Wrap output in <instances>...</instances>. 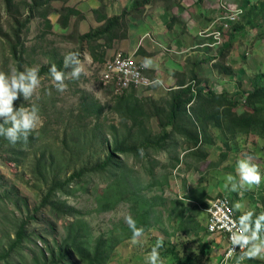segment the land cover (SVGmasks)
<instances>
[{"label": "rangeland", "instance_id": "rangeland-1", "mask_svg": "<svg viewBox=\"0 0 264 264\" xmlns=\"http://www.w3.org/2000/svg\"><path fill=\"white\" fill-rule=\"evenodd\" d=\"M167 1L175 5L174 1ZM215 1L219 6L222 1L242 5V0ZM118 2L105 1L104 7L107 8L106 14L109 17L120 16L124 11L136 9L133 5L130 6L131 0ZM255 2L260 3L264 0H255ZM156 3L157 1L152 5ZM195 5H198L197 0L193 7ZM99 7L100 4L93 0H52L50 7H46L40 12L28 30L23 31L21 39L26 52L24 68L25 66H39L40 71L53 63L57 65L63 61V55L67 52L78 51L81 53L84 71L78 80L66 82L68 87L64 92H58L50 77L45 75L42 76L41 86L36 89L29 100H19L18 98L17 101H14L15 108L30 104L39 106L42 124L34 132L46 128L42 136L48 147L52 148L59 157L63 153H67V156L72 159L70 174L74 169H80L81 166L87 165L90 156L93 155L95 161L106 156L107 152L102 146L103 140L111 137L112 142L113 136H106L111 134L108 128L99 129L95 134L93 130L98 123L102 125L115 124L123 131L122 119L112 111L116 100L100 86L104 65L94 63L89 56L88 48H83L78 44V36L87 34L101 26L93 15L94 10L100 9ZM67 8L79 11L85 19L72 18L68 30L64 31L61 27V16ZM127 8L128 10H126ZM190 9L185 11V16H190L194 20L196 11ZM44 12L50 13V16L43 18ZM27 15V11L23 10L18 18L24 22ZM131 18L137 24V19L130 15L128 25L131 23ZM48 20L52 25L51 28L47 27ZM169 22L172 23V20ZM15 23L14 16L7 12L5 4L0 0V71L9 72L12 68L20 70L12 54V45L18 43L14 36ZM244 24H246V29L237 33L232 41L234 53L229 63L233 65V71L236 73L233 79L220 76L217 71L209 76V71L206 68L194 65L198 55H192V59L187 60L188 65L190 62L192 63L191 68L198 72L205 85L210 88L215 87L214 92L216 93L233 94L235 90L239 89L243 93L252 91L255 79L264 76V14L259 18L256 17L253 23L247 24L246 20ZM137 25L139 26L137 32L140 35L151 32L147 22L143 24L140 22ZM209 26H212L211 23ZM170 34L175 33L171 31ZM195 35L198 37L199 31H195ZM208 35L203 34L199 38L207 41ZM153 38H155L154 35ZM178 40L176 39V41ZM188 45H193L192 39ZM117 46H119V51L124 53L131 49L127 40L120 41ZM197 51L198 49L192 50L191 53H198ZM98 55L102 56L100 52ZM106 56L110 59L117 54L109 52ZM134 58L136 59V57ZM168 65L176 66L177 64L174 65L170 61ZM176 68L180 70V67L176 66ZM187 70L189 69L187 68ZM168 71L172 73V71ZM169 72L168 75H170ZM188 79L191 81V76H188ZM260 85H264V80L260 82ZM143 90L142 92L137 91L138 97L149 96L151 89ZM166 94L167 90L162 89L158 96L162 97ZM167 97L168 95H166V99ZM54 103L57 105L56 107ZM166 103L162 102V106H165ZM84 107L91 108L95 113L92 118L84 120L88 125L86 130H81L78 133L73 128L79 125L78 114L84 112ZM242 109L246 108L241 107L238 112L242 113ZM96 112H99L100 115V119L97 121L95 120ZM190 119L194 121V118ZM152 124V133L159 134V128L156 126L157 119ZM213 132L214 138L219 136L216 133H223L216 130ZM224 135V138L230 139L228 146L217 138L215 144L204 145L200 148L201 151H208L209 155L206 159L203 160L204 156L198 154L181 156V164L174 171H168L163 167L169 162V158L165 154L157 156L160 165L156 169L157 178L154 182L150 180L148 164L140 165L139 163L134 164L135 161H126V167L132 170V173L127 178L129 191L120 198L109 189V180L111 179L108 176L97 174L84 177L79 183L72 184L73 188L69 196L62 197L68 205L79 211L77 217L69 215L62 218L53 216L49 208L37 210L40 200L44 196L45 188L37 184L32 174L31 165L35 160L36 152H26L24 156H26L27 166H19L13 160L12 152L5 146L0 150V253L3 248H7L9 235L14 237V226L19 221L27 220L26 228L30 234L36 236L37 240L25 245V254L20 257V260L10 259L3 264H37L39 259L37 255L47 247L61 243L67 227L77 220H80L83 225V233L88 243L93 244L97 239L104 238L111 244H115L108 264H148L147 255L154 246L158 245L157 240L169 241L172 244H177L181 249L183 245H186L184 249H194V254L202 253L204 247L201 246V241H211V239L214 241L215 237L207 236V230L201 231L199 236L191 230L185 234L183 228L179 229L180 216L176 218L175 215H193L197 212L196 205L201 203L200 199L208 201V199H216L227 194L234 203L236 200L240 201L239 207L245 205V207H251L256 213L263 212L261 207L263 203H261L260 197L264 196V180L259 186L237 189L236 191H232L230 187L222 186V183L225 182L226 174L236 175V160L249 154L254 157L252 162L264 173V137H259L255 133L239 134L235 137L229 136V138ZM65 138L67 144L64 150L60 147ZM223 153L227 155L224 156ZM58 163L60 168L51 169V175L57 174L58 170H66L64 163ZM149 184H154L153 188L146 189ZM125 186L123 185L121 189L124 190ZM226 189L233 193L227 192ZM158 196L166 198V207L154 205L153 197ZM173 199L177 203L171 213L173 215L169 216V210L173 208ZM109 202L114 203L115 206L112 211H105L104 207ZM144 203L147 208L150 207V204L153 205V208L149 209L152 226L147 234L142 235L137 242L133 243L131 239L126 240L128 236H132V228L126 222L125 217L130 215L136 224L141 225L143 221L140 218L143 211L139 204L144 205ZM199 220L201 223H207V219L205 220L203 216H200ZM121 240H126V243L119 246L118 243L120 244ZM194 240L198 242H194ZM210 249H212L211 246ZM27 252H29L28 255H26ZM159 253L164 264L176 262L172 255L163 254L161 249H159ZM243 264H264V259L245 260Z\"/></svg>", "mask_w": 264, "mask_h": 264}, {"label": "trees", "instance_id": "trees-1", "mask_svg": "<svg viewBox=\"0 0 264 264\" xmlns=\"http://www.w3.org/2000/svg\"><path fill=\"white\" fill-rule=\"evenodd\" d=\"M6 6L7 12L14 16L16 21L14 26V36L18 43L12 45V54L15 61L18 63L19 69L24 70L25 59V45L21 43L24 30H28L29 26L37 18V15L42 12L46 7H50L52 0H2ZM100 4V9L94 10L96 22L101 24L96 29L91 30L87 34L78 36V44L80 46L87 47L89 56L94 63H100L102 65L106 62L107 50L112 49L116 42L124 41L128 38L129 34V17L134 16L138 20L145 18L147 9L155 2L159 0H133V7L136 9L131 11H124L120 16L109 17L106 14L107 8H105L106 0H93ZM117 1V0H109ZM165 1V0H163ZM235 1V0H234ZM178 0H174V3ZM255 0H242L241 7L245 10L244 22L247 20V24L253 23V21L264 14V2L256 3ZM254 5V7H252ZM27 11L26 20L21 22L18 18L22 11ZM105 10V12H104ZM50 16V13L42 15L43 18ZM72 18H79L84 20L85 17L77 10L67 8L65 13L61 16L62 30H68L70 20ZM212 22V18L208 21ZM240 22L231 27L230 30H226L224 24H221L219 31L223 33L226 43L220 46L217 45L215 38H209L212 40L211 45H215V48H209L207 53H214L216 64L214 69L220 76L234 78L236 73L233 71V65L230 64L232 54L234 53V44L232 41L235 39V35L246 29V24ZM171 23L168 21L167 26L171 28ZM47 27L51 28V23L47 22ZM231 39V40H230ZM208 40V39H207ZM201 39L198 37L195 39V46L200 47ZM102 56H99L98 53ZM198 53L203 51L198 48ZM153 57L152 55H148ZM124 57V56H123ZM211 60V61H213ZM206 63V62H205ZM211 64V62H209ZM50 66L42 68L40 75L45 76L48 73ZM58 68L63 69V61L57 64ZM69 69H65L68 71ZM145 72V71H144ZM149 76L148 73L145 72ZM48 76V75H47ZM182 76V75H181ZM49 77V76H48ZM183 77V76H182ZM181 80L179 84L183 83V86L176 90V88H170L169 97L166 100L160 102L149 97H138L137 89L133 88L131 91L126 92L123 96L116 95L114 87L106 90L108 94L112 95L114 100V106L112 107L113 113L120 116L123 121V131L117 125H102L97 124L93 132L96 134L99 129L108 128L113 136L111 142L109 138L103 140L102 146L104 151L107 152L103 159L98 161L93 160L94 156H90L87 161V165L81 166L80 169L72 170V159L67 156V153H63L60 157L57 153L44 141L42 133L46 128L41 131L33 132L29 136L27 146H22L19 142L14 146L7 140L0 137V150L5 146L14 155L13 160L19 166H27L26 152H36V157L31 165L32 174L34 175L37 184H40L45 188L44 196L40 200V204L37 210L42 208H49L53 216L62 218L65 216H75L79 211L74 207L68 205V203L62 199L63 196H69L72 184L79 183L84 177L88 175H105L109 179V189L114 192L117 197L126 195L129 191L127 178L132 173L126 167V161H135L134 164L147 165L148 174L151 181H155L157 178L156 169L160 165V161L157 156L165 154L169 158V162L163 166L166 170L174 171L180 166V158L175 156L173 150H176L180 145L185 143L187 150L194 151L187 152L188 154L203 155L204 159L208 157L206 151H201L200 148L204 144L213 142L210 135V125L216 131H222V135L225 134L227 138L229 136H237L239 134H252L255 133L259 137H264V85H260V82L264 80V76H259L252 84V91L242 92L241 89L235 90L233 94L228 92L216 93L214 88H210L205 85L204 81L200 79L198 72L191 68V81ZM187 84V85H186ZM158 86L153 85L151 90L157 89ZM209 87V88H208ZM19 100H24L23 96L19 97ZM17 101V100H16ZM162 102H167L165 106H162ZM54 106L57 105L54 103ZM241 107L242 113L238 112ZM84 112L78 114L79 125L73 129L76 132L86 130L87 124L85 119L93 117L95 111H92L89 107L83 108ZM99 112H96L95 120L100 118ZM190 118H194L191 121ZM157 119L156 126L159 128V134L152 133V122ZM257 131L258 133H256ZM185 138L180 143L179 138ZM230 139L223 137V142L228 146ZM200 143V144H199ZM67 140L62 141L60 148L66 149ZM184 146V145H182ZM197 151V152H196ZM196 152V153H195ZM226 156V153H223ZM65 164L66 170H58L55 175L50 174V170L55 168L59 169V163ZM123 185L124 190L121 188ZM154 184H149L146 189L153 188ZM134 198L135 195H134ZM154 205H160L166 207V198L153 197ZM261 203H263L262 210L264 212V196H261ZM173 208L169 210V216H172V211L176 207L177 201L173 199ZM260 203V204H261ZM143 211L140 220L143 222L141 225L136 224L137 227L144 228V234H147L152 226L150 223L149 209L144 205L139 204ZM262 205V204H261ZM114 203L109 202L105 207V211H112ZM208 207L206 201H201L196 205L197 212L193 215H175L176 218H181V226L185 234L194 231V234H201V231L207 230V236L212 237L209 232L207 223H201L199 217L203 216L208 222V213L205 211ZM207 213V217H206ZM240 216V215H239ZM26 221H19L15 224L14 237L9 235V241L6 244L7 248H3L0 253V264L8 262L10 259L20 260V257L25 254V245L36 241L37 238L33 234H30L26 228ZM83 225L80 220L73 222L66 229L65 236L62 237L61 243H56L53 247H47L44 251H41L37 264H108L111 258V254L114 251L111 242L104 238H99L90 244L86 241L83 233ZM131 237H127L126 240H130ZM126 240H121L120 246L126 243ZM219 241V240H218ZM217 244H221L222 240ZM159 249L163 254L173 256L176 259L174 264H210L212 260L209 247L210 241H201L203 246V252L200 254H194V249H184L186 245L178 248L177 244L171 242L157 240ZM194 242H198L194 240ZM185 251V252H184ZM183 253V254H182ZM29 252L26 253L28 255ZM232 264V263H230Z\"/></svg>", "mask_w": 264, "mask_h": 264}, {"label": "clouds", "instance_id": "clouds-1", "mask_svg": "<svg viewBox=\"0 0 264 264\" xmlns=\"http://www.w3.org/2000/svg\"><path fill=\"white\" fill-rule=\"evenodd\" d=\"M222 2L225 6L233 4L244 10L243 7L234 2ZM219 11L221 12L220 19H215V21L211 22L212 26L206 33L203 32L200 37L203 34H209L208 39L215 38L217 40L215 34L220 32L218 30L220 25L227 23L224 21L226 12L221 5L219 6ZM244 16L238 23L242 22ZM225 43V37L222 36L221 41L217 40L216 46ZM216 46L212 45V48ZM152 62V58L146 57L143 61V66L149 67L152 65ZM65 69L70 70L65 71ZM83 71L81 53L78 51H70L63 55V69L58 68L53 63L50 65L47 75L50 77L55 89L58 92H64L68 87L66 82L69 80H78ZM42 80L43 77L40 75L39 66H25L22 71L15 68L10 69L9 72L0 71V137L7 140L11 145L15 146L19 142L22 146L26 147L29 136L42 124L38 105L30 104L28 106L21 105L19 108L14 107V101L21 95L26 101L29 100L36 89L41 86ZM104 89L108 90L109 88ZM253 159L254 157L250 154L243 158H238L235 162L236 175L234 176L231 173L226 174L224 186L226 188L230 187L232 191L259 186L262 180H264V173L252 162ZM210 201L207 202L208 206ZM233 207L239 208V203L234 204ZM205 211L207 212V209ZM125 220L132 228L131 240L135 243L143 235L144 228L137 227L135 220L130 215L125 217ZM228 231L230 233L229 240L232 247L228 250L226 259L231 258L233 252H236L235 246H239L241 249L233 259L232 264H243L245 260H252L254 258L264 259V212L256 213L253 210H248L242 213L238 221H232ZM147 261L148 264H164V260L159 253V245L151 249L147 255Z\"/></svg>", "mask_w": 264, "mask_h": 264}, {"label": "crops", "instance_id": "crops-1", "mask_svg": "<svg viewBox=\"0 0 264 264\" xmlns=\"http://www.w3.org/2000/svg\"><path fill=\"white\" fill-rule=\"evenodd\" d=\"M118 1L120 0L115 1V3ZM173 1L174 0H172V2ZM195 1L196 0H189V1L178 0V2L175 3V5H173L172 3L171 4L168 3L167 0L157 1L156 4L150 6L147 9L145 13L146 17L141 19L143 21H139L137 18H135L137 19L136 20L137 24H139L140 22L141 24L147 22L148 26L150 27V31H151L150 33H145L143 35H140V33L137 32L139 26L135 23V20L131 18V23L129 25L130 32L128 38L126 39L127 41H129L131 49L128 50L127 53L120 52L119 46H117L118 43L120 42H116L112 49L107 50L108 54L109 52H113L117 54V56L121 55L124 57L133 58V60H136L139 63V65L144 69V71L149 74V77L155 82L154 85L158 87L154 91L150 90L149 96L146 95L145 97L152 98L158 102L166 99V95H168L169 97L170 88H176V90H178L179 88H181V86H183V83L179 84L182 76H183L182 78H184L182 80L188 81L187 84L189 85L188 76H191L192 63L190 62V65H188V61L192 59L193 57L192 55H198L195 58L194 65L201 66L202 68H206L209 71V76H211L213 73L216 72V70L214 69L215 66L214 64H216L217 61L216 60L214 61L213 59H216L215 55L217 53L206 52L207 49L211 48L212 46L211 44L213 41L212 40L205 41L206 39L201 38L200 42L202 45L200 47H196L194 42L195 39L200 37L203 32L206 33L209 30L210 26L208 21L211 18H212V22L215 21V19H220L221 12L219 11V4H216L215 0H197L198 5H195V7H193ZM118 4L121 7L120 2H118ZM132 5L133 3L131 0L130 6ZM221 6L222 8H225L223 2H221ZM189 8H191L190 9L191 11L192 10L196 11L194 20H192L190 16L188 17L185 16L186 13L185 11ZM126 10H128V8ZM169 20H172L171 28L167 26V22ZM171 31L174 32L175 34H170ZM195 31H199L198 37H196ZM153 35L155 36V38H153ZM176 39L179 40L176 41ZM191 39L193 45H188V42ZM198 48H200V50L203 51L201 54L191 53L192 50H197ZM148 55H152L153 57H149ZM134 57H136V59ZM146 57L152 58L153 61L152 65L149 67L143 66V61ZM110 59L108 58V56H106L105 63H107V61H109ZM170 61H172L174 65L177 64L176 66L180 67V70L177 69L176 66L168 65ZM209 62H211V64H209ZM185 67H187L189 70H187V68ZM168 70L172 71L173 74L170 73ZM168 72L170 73V75H168ZM162 89H166L167 94L162 95V97H160L158 96V94L162 91ZM138 90H140L139 92L144 91L143 89H138ZM209 127H210L209 128L210 135L212 136L213 142L204 145L211 146L212 144H215L217 138L221 140V143H224L223 135L221 133H216L219 136L214 138L213 136H215V134L213 130L215 129L212 127V125H210ZM183 139L185 138L183 137L179 138L178 141L181 143ZM204 145H202L201 147H203ZM178 146L179 147L176 150L174 149L172 150L175 156H178L180 160H181V156L184 157V155L187 152L194 151L197 149L194 148L192 150H187L188 148L185 143L180 144ZM206 152L208 153V151ZM190 155H192V153L188 154L187 156ZM224 185L225 182L222 183V186ZM226 190L229 193H233L229 189ZM201 201H205V200L200 199V202ZM208 201H210V199H208ZM239 202L240 201L237 202L236 200L234 204ZM235 209L237 211L238 216L248 210H253L249 206L245 207V205H242L241 207ZM210 242H211L210 246L212 247V249H210V246H208L212 257L210 264H220L222 261L221 255L224 250V248H222L223 245L222 244L218 245L217 243L212 241V239Z\"/></svg>", "mask_w": 264, "mask_h": 264}, {"label": "built area", "instance_id": "built-area-1", "mask_svg": "<svg viewBox=\"0 0 264 264\" xmlns=\"http://www.w3.org/2000/svg\"><path fill=\"white\" fill-rule=\"evenodd\" d=\"M224 9L226 12L224 21L227 22L224 24L226 29H230L233 24L238 23L245 14L243 9L233 4L226 5ZM215 35L218 41L222 40L223 35L221 32H217ZM103 68L100 84L104 88L114 87L116 95L123 96L133 88L148 89L155 84V82L145 74L144 69L139 63L131 57H123L121 55L115 56L107 61ZM233 205L232 199L223 196L210 201L207 208L208 230L212 234V237H215V243H217L218 240H222L221 244L223 245L222 248H224L220 264L232 263L235 256L241 251L239 246H235L236 252H233L231 258L226 259V254L232 247L229 240L230 233L228 228L232 221H238L239 218Z\"/></svg>", "mask_w": 264, "mask_h": 264}]
</instances>
